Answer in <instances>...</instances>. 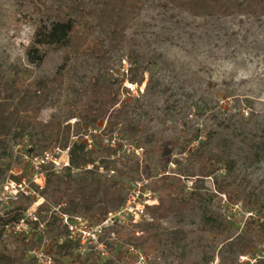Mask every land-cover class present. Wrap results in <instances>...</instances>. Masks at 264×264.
<instances>
[{
    "label": "rangeland",
    "instance_id": "1",
    "mask_svg": "<svg viewBox=\"0 0 264 264\" xmlns=\"http://www.w3.org/2000/svg\"><path fill=\"white\" fill-rule=\"evenodd\" d=\"M57 19L55 0H0V68L4 73L10 75L9 68L14 66L29 82L56 76L59 71L64 74L61 82L50 87L49 100L37 124L21 136L8 137L7 151L0 156V187L13 177L11 170L23 168L25 156L43 149L39 138L43 124L61 122L59 137L65 135L64 126L70 124L72 140L79 130L83 131L77 122L90 75L105 69L125 75L126 56L135 50L148 61L150 71L141 84L129 87L124 79L118 90L120 101L130 98L129 113L140 123L133 137L122 135L119 126L114 128L125 144L119 150L126 162L117 167L138 165L137 172L120 183L121 194L125 200L136 180L146 178L150 183L162 173L187 171L195 175L183 176L184 195L188 197L195 190L199 197L187 200L185 205L173 202L168 212L159 208L160 218L150 212L149 219L118 227L109 256L125 263L127 258L117 256L125 250L134 258L132 264H236L240 255L251 252L250 258L264 264V155L244 161L240 142L235 141L229 161L232 167L221 163L210 177L199 175L194 156L209 132L226 134L230 130L227 125L264 120V16L201 14L167 0H142L139 16L126 30V40L105 61L86 54L75 56L66 46L39 42L38 26L43 24L48 29ZM149 74L155 84L152 92L145 90ZM102 122L99 119L94 126ZM100 137L95 136V142ZM164 144L171 148L169 154L163 153ZM54 145L59 144L52 142L48 147ZM136 145L143 146L141 156L128 149ZM224 176L232 179L231 186L237 191L233 202L227 193L216 190L215 178ZM186 181L193 182L192 188H187ZM248 192L256 194V201L244 205L242 199ZM41 195L43 208L55 205ZM77 214L87 215L82 211ZM143 228L151 234L145 243L148 248L134 244ZM61 232L54 224L40 237L39 246L46 254L52 253L54 244L64 236ZM250 243L251 248L241 252ZM129 245L142 251L144 259L128 253ZM16 246L12 237L0 238V253H11L15 264H36L27 251L20 258L21 249ZM55 264L76 263L64 257Z\"/></svg>",
    "mask_w": 264,
    "mask_h": 264
},
{
    "label": "trees",
    "instance_id": "2",
    "mask_svg": "<svg viewBox=\"0 0 264 264\" xmlns=\"http://www.w3.org/2000/svg\"><path fill=\"white\" fill-rule=\"evenodd\" d=\"M58 3L60 19L51 22L47 29L40 24L37 28L39 42L47 45L66 46L73 55L86 54L96 61L105 59L118 51L126 40V30L132 20L137 18L142 7V0H55ZM170 3L188 8L194 13H206L209 15L249 14L257 17L264 16V0H167ZM127 72L125 75H115L113 71L105 69L95 71L88 81L87 95L81 101L82 108L78 114L80 122H77L78 131L75 139L70 138V124L64 126L65 135H60L61 122L50 120L43 124L39 132L42 148H47L52 142L61 146H69L70 166L61 174L47 171L45 184L41 189L43 193L55 205L60 204V210L69 214H77L80 211L94 221H99L104 216L119 208L124 200L120 191V183L138 170V165L123 163L124 158L110 159L114 150L105 145L102 136L118 131L128 137L135 136L139 131L140 123L135 116L129 113L130 98L120 101L118 90L124 79L130 83L141 84L145 79V73L150 71L148 61L135 50L127 54ZM11 74L4 73L0 68V156H3L8 148L10 135L21 136L37 124L40 111L49 100L50 87L61 82L64 74L59 71L56 76L44 77L32 82L24 80L20 71L14 66L9 68ZM152 74L146 80L145 90L152 92L154 88ZM125 90V88H123ZM120 102V104H119ZM99 119L106 121L101 130V137L96 140L93 148H87L83 136L88 132L89 125L94 126ZM230 128L226 134L222 131H211L206 138L199 142L195 151V159L199 166V175L212 176L221 163H225L230 169L232 166V150L235 141L240 142V150H243V159H260L264 155V120L248 125L226 126ZM198 135L196 136V138ZM152 140V137H149ZM164 154L172 150L167 144L162 145ZM42 149V150H43ZM208 149V150H207ZM235 149V148H234ZM40 150V151H42ZM38 151V152H40ZM35 152V153H38ZM107 156V158H105ZM98 162L108 169L109 165L115 170L114 174L107 175L98 171V166L90 169H82L87 163ZM126 162V161H125ZM234 162V161H233ZM231 162V163H233ZM79 169V170H76ZM229 173V172H228ZM227 173V175H229ZM185 175V176H184ZM187 171L181 174L162 173L147 184V187L159 192V203L148 206V214L160 218L159 208L168 212L173 202H181L185 205L187 200H196L199 193L191 190L188 197L184 195L183 176H194ZM215 187L219 192L227 193L230 202L234 201L236 189L233 188L232 179L224 176L220 180L215 178ZM231 186V188H228ZM167 200V201H166ZM256 201V194L248 192L243 196L242 202L247 205ZM29 204L28 199H20L13 202L8 211L11 218L19 215L21 210ZM42 205L40 208H43ZM57 224L64 233L63 239L54 244L51 253L55 263H61L64 257H71L76 264H132L134 258L129 257L125 250L118 252L119 258H127V262L110 257V251L115 241L108 244L109 255L102 257L91 251L85 256L76 252L77 240L67 236L65 228L58 223L56 216L51 215L47 221L48 229ZM142 235L136 237L135 245L146 246V241L151 235L147 228L142 229ZM20 248L19 257L22 258L28 248L38 247L40 237L25 239L24 237H12ZM253 243L246 245L241 252L248 251ZM78 254V255H75ZM247 262H237L245 264ZM0 264H15L8 251L0 253ZM261 264V261L251 263Z\"/></svg>",
    "mask_w": 264,
    "mask_h": 264
},
{
    "label": "built area",
    "instance_id": "3",
    "mask_svg": "<svg viewBox=\"0 0 264 264\" xmlns=\"http://www.w3.org/2000/svg\"><path fill=\"white\" fill-rule=\"evenodd\" d=\"M129 87L132 86L128 80L124 82ZM106 121L101 125L88 127V132L83 136L87 148L95 145V136L101 135V130L105 127ZM76 138V137H75ZM102 141L110 147L113 153L110 159L120 157V147L124 146L118 131H113L102 136ZM136 156H141L143 146L136 145L128 147ZM23 168L11 170L13 177L6 180L0 187V238L7 237H42L47 232V221L51 215L58 219L61 227L65 228L67 236L77 240L76 252L80 256H85L93 251L102 257L109 255L108 244L117 240V228L132 222L137 223L149 219L148 206L159 203V195L155 190L147 187L148 179L136 180L128 189L127 196L123 204L107 213L102 220L94 221L83 214H69L60 210V204L50 206L48 209L40 208L44 203L41 189L45 184V174L51 171L54 174H61L70 166L69 146L54 145L47 147L38 153L25 156ZM93 165L98 166V171L111 175L115 170L109 167L105 169L98 160L87 163L82 169H90ZM79 170V169H76ZM210 177V176H209ZM187 188L193 186L192 181H186ZM28 199L29 204L21 210L15 218L9 216L8 211L12 203L20 199ZM142 233V232H141ZM139 235V231L136 230ZM63 237L59 239L61 241ZM128 253L134 257L144 259V253L134 245L128 246ZM27 252L33 256L36 264H54L51 253L46 254L42 247H30ZM251 252L239 256V262H256V258H250Z\"/></svg>",
    "mask_w": 264,
    "mask_h": 264
}]
</instances>
